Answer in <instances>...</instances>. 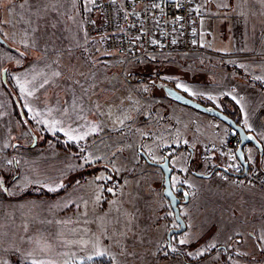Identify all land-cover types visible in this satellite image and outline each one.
<instances>
[{
    "label": "rangeland",
    "instance_id": "374dc122",
    "mask_svg": "<svg viewBox=\"0 0 264 264\" xmlns=\"http://www.w3.org/2000/svg\"><path fill=\"white\" fill-rule=\"evenodd\" d=\"M84 3L0 0L10 46L0 43V201L58 197L60 215L51 231L36 219L0 220V264H264V192L210 175L204 159L231 129L166 90L195 97L208 76L239 63L204 50L135 59L108 52L85 34ZM259 60L238 69L256 80L245 68L259 63L264 74ZM6 87L17 89L24 124ZM59 140L77 149H59ZM141 152L157 163L170 156L173 189L189 195L180 205L186 230L170 241L179 225L164 174Z\"/></svg>",
    "mask_w": 264,
    "mask_h": 264
},
{
    "label": "crops",
    "instance_id": "0c3cea01",
    "mask_svg": "<svg viewBox=\"0 0 264 264\" xmlns=\"http://www.w3.org/2000/svg\"><path fill=\"white\" fill-rule=\"evenodd\" d=\"M199 3L205 12L197 24L200 50L239 64L225 70L220 69L219 75L212 73L213 79L208 76L204 86L199 87L202 88L201 91L195 90V97L186 96L216 101L219 106L216 109L233 113L235 119L241 121L242 126L259 145L251 143L246 147L249 150L246 160L251 166L264 170V117L261 114L264 110V88L254 82H248L235 72L238 68L242 69L247 60L255 57H260L259 61L264 63V0H199ZM67 45L72 51V40L68 41ZM258 64L245 70L250 76L264 83V74ZM14 90L17 91L15 88ZM15 102L22 107L16 98ZM212 160L215 168L220 167L223 161L217 155H214ZM9 198L12 199L0 201V220L14 222L36 219L39 227L47 231L54 229L55 224L59 222L60 215L56 209L58 197L38 199L32 206L19 199Z\"/></svg>",
    "mask_w": 264,
    "mask_h": 264
},
{
    "label": "built area",
    "instance_id": "2783aa9c",
    "mask_svg": "<svg viewBox=\"0 0 264 264\" xmlns=\"http://www.w3.org/2000/svg\"><path fill=\"white\" fill-rule=\"evenodd\" d=\"M84 31L91 40L100 42L108 52L126 58L174 56L201 52L197 24L205 15L199 0H85ZM264 117V110L261 111ZM241 139L231 129L221 143H209L204 159L213 170V156L223 159L217 174L228 181L246 182L264 192V170L245 167L237 158ZM249 154L245 148L244 156Z\"/></svg>",
    "mask_w": 264,
    "mask_h": 264
},
{
    "label": "water",
    "instance_id": "95a60500",
    "mask_svg": "<svg viewBox=\"0 0 264 264\" xmlns=\"http://www.w3.org/2000/svg\"><path fill=\"white\" fill-rule=\"evenodd\" d=\"M0 17H1V12H0ZM0 43L4 44L6 46H9L8 43L2 38L1 35H0ZM2 79H3L4 83L7 85L6 71L5 70L2 73ZM166 90H167L168 95L172 99H174L175 101H177L183 105L190 106V107H193V108H196L198 110H201V111H204V112H207L209 114L214 115L215 117H217V118L223 120L224 122H226L227 124H229L230 127L239 134L241 142L237 148L236 154H237L238 160L245 167V173L240 176L241 178H244L250 169V164L244 156V148L247 144H251V143L256 145V146H259L257 141L248 134V132L245 130V128L242 125L238 124L236 122V120L232 119L231 117L224 114L220 110L213 108V107H208L206 105H203L202 103L195 101L192 98L187 97L186 95L180 93L179 91H177L173 88H167ZM17 106H18V108L22 114V109H21V106L18 102H17ZM22 116H23V114H22ZM141 154L147 162H149L150 164H153L155 166L160 167L163 174H164L163 195L169 201L170 206H171V210L173 211V214H174L175 221L179 225V228H173L169 231L167 238L170 241L171 237L174 234H182L186 230V222L181 215L180 205L182 203H188L189 202V195L187 193H185V189L182 186L178 187V189H177L178 193H176L175 190L173 189V185H172V171L173 170L170 166L169 157H165L164 161L162 163H157V162H153L152 160H150L149 157L146 155V153L141 152ZM218 169H219V167L214 168L212 170L211 174L216 173ZM196 175L198 177H204V175L202 173H197ZM181 193L184 194V196H183L184 201L183 202H182V198L180 196Z\"/></svg>",
    "mask_w": 264,
    "mask_h": 264
},
{
    "label": "trees",
    "instance_id": "16d2710c",
    "mask_svg": "<svg viewBox=\"0 0 264 264\" xmlns=\"http://www.w3.org/2000/svg\"><path fill=\"white\" fill-rule=\"evenodd\" d=\"M235 72H236V74H238L239 76H242V77L246 78V80H247L248 82H254L255 84H257V85L261 86L262 88H264V83H262V82H260V81H258V80H254V79L248 77L247 75H245V73H244L243 71H241V70H239V69H236ZM6 88H7V91H8L9 96H11V98L14 97V96H13V93H15V90H14V89H11V88L9 89L8 87H6ZM18 100H19V98H18ZM12 101H13V112H14L13 115L15 116V118H16L17 120H19L21 123L24 124V120H23L22 117L25 116V118L27 119V114H26L25 110L23 109V107H21V109H22V114H23V116H22V114H21L19 108L17 107L16 102L14 101L13 98H12ZM202 104H203V103H202ZM203 105H204V104H203ZM221 112H223L224 114L228 115V116L231 117L232 119L236 120V122H237L238 124L242 125V123H241V121H240L239 119H235V116H234L233 113H230V112H228V111L225 110V109H223ZM216 118H217V117H216ZM220 120H221V119H220ZM27 121H28V119H27ZM222 121H223V120H222ZM223 122H224V121H223ZM224 123L227 124L226 122H224ZM227 126L229 127V129H232V128L230 127L229 124H227ZM60 137H62V136L60 135ZM51 140L54 141V138L51 137L50 135L46 134V136H45V142H49V141H51ZM56 145H57V147H58L59 149L64 150V151H66V152H70V151H72V149H73V150H74V149H77L76 144H75L74 142H63L62 140H59V141L57 142ZM248 145H249V144H247V145L245 146V148H246ZM245 148H244V150H245ZM167 157H169V159H171L170 156H167ZM53 196H54V195H53ZM201 259H204V258H201ZM26 264H28V263H26ZM87 264H114V263H113V261H112L110 258H108V257H100V258H97V259H95L94 261H92V262H90V263H87Z\"/></svg>",
    "mask_w": 264,
    "mask_h": 264
},
{
    "label": "flooded vegetation",
    "instance_id": "af4514ba",
    "mask_svg": "<svg viewBox=\"0 0 264 264\" xmlns=\"http://www.w3.org/2000/svg\"><path fill=\"white\" fill-rule=\"evenodd\" d=\"M210 171V170H209ZM211 172H212V170L210 171V174H211ZM215 174V173H214ZM213 175V174H212ZM178 187H180V186H177V189H178ZM184 189H185V187L184 186H182ZM186 190V189H185ZM180 196H181V198H182V202L184 201V198H183V196H184V194L183 193H181L180 194Z\"/></svg>",
    "mask_w": 264,
    "mask_h": 264
},
{
    "label": "snow or ice",
    "instance_id": "6c2138e0",
    "mask_svg": "<svg viewBox=\"0 0 264 264\" xmlns=\"http://www.w3.org/2000/svg\"><path fill=\"white\" fill-rule=\"evenodd\" d=\"M71 138V137H70ZM181 243H183V241H181Z\"/></svg>",
    "mask_w": 264,
    "mask_h": 264
}]
</instances>
